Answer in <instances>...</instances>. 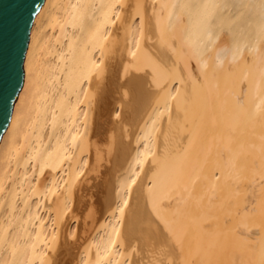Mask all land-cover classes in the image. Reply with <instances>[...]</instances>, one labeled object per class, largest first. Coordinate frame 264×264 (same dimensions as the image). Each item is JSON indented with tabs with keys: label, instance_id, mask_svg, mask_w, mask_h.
Masks as SVG:
<instances>
[{
	"label": "bare ground",
	"instance_id": "6f19581e",
	"mask_svg": "<svg viewBox=\"0 0 264 264\" xmlns=\"http://www.w3.org/2000/svg\"><path fill=\"white\" fill-rule=\"evenodd\" d=\"M0 140V264H264V0H44Z\"/></svg>",
	"mask_w": 264,
	"mask_h": 264
},
{
	"label": "water",
	"instance_id": "95a60500",
	"mask_svg": "<svg viewBox=\"0 0 264 264\" xmlns=\"http://www.w3.org/2000/svg\"><path fill=\"white\" fill-rule=\"evenodd\" d=\"M44 0H0V140L24 82V59L34 18Z\"/></svg>",
	"mask_w": 264,
	"mask_h": 264
}]
</instances>
